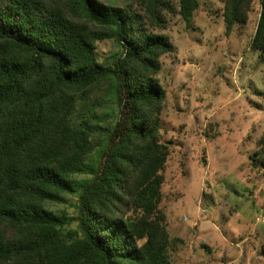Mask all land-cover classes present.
Returning a JSON list of instances; mask_svg holds the SVG:
<instances>
[{"label":"trees","instance_id":"1","mask_svg":"<svg viewBox=\"0 0 264 264\" xmlns=\"http://www.w3.org/2000/svg\"><path fill=\"white\" fill-rule=\"evenodd\" d=\"M223 1L229 32L251 0ZM166 6L0 0V264H171L155 75L172 47L144 20L163 26ZM197 6L179 0L187 23ZM104 38L120 48L110 63ZM249 45L264 63V0ZM69 194L71 216L46 205Z\"/></svg>","mask_w":264,"mask_h":264},{"label":"rangeland","instance_id":"2","mask_svg":"<svg viewBox=\"0 0 264 264\" xmlns=\"http://www.w3.org/2000/svg\"><path fill=\"white\" fill-rule=\"evenodd\" d=\"M145 13L150 0H99ZM171 50L155 77L164 91L159 139L168 154L161 200L171 264H264V63L250 48L260 12L226 32L223 0H198L187 23L179 0H163ZM152 6V5H150ZM120 51L112 38L95 42L100 63ZM74 194L48 202L73 215ZM74 222L71 226H74Z\"/></svg>","mask_w":264,"mask_h":264}]
</instances>
